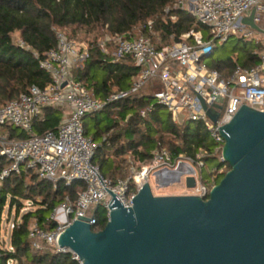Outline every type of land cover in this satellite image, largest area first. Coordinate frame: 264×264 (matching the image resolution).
Wrapping results in <instances>:
<instances>
[{
  "label": "built area",
  "instance_id": "2783aa9c",
  "mask_svg": "<svg viewBox=\"0 0 264 264\" xmlns=\"http://www.w3.org/2000/svg\"><path fill=\"white\" fill-rule=\"evenodd\" d=\"M172 9L187 11L204 31L191 29L162 48L155 46L149 36L134 37L135 27L128 36H112L114 62L129 59L139 69L138 74L131 78L130 89L113 93L106 100L94 97L72 74L87 59L89 49L70 39L64 30L56 29V46L39 60V66L47 73L50 82L44 88L32 85L18 98L0 106V158L5 161L0 167V185L11 174L27 172H34L40 180L54 184L58 181L66 186L75 181L84 183V189L75 201L66 198L53 209L49 217L56 224L53 231L45 232L36 224L29 227L28 239L35 250L42 249L44 245L54 253L71 254L72 259L80 264L73 252L60 248L54 240L74 221L95 227L99 208L105 211L108 220L110 193L120 200L123 207L129 208L135 194L156 171L185 166L187 172L191 167L196 184L194 188L186 189L187 194L204 200L215 186L214 181L208 186L203 184L196 169L203 166L201 158L205 152L199 151L195 159L184 155L174 159L166 149L153 151L148 162L139 161L128 152L129 174L112 184L92 163L98 143L84 134L83 119L86 115L99 112L109 103L125 99L156 82L161 86L152 93L156 103L163 106L179 126L186 122L201 124L216 144L215 151L220 152L222 161L224 139L218 129L227 125L242 106L264 112V0H177ZM252 10L255 11L253 23L261 32L242 23ZM168 11L166 8L164 13L168 14ZM170 19L175 21L176 17L171 16ZM152 24V21L147 22L148 33L153 30ZM231 37L258 45L254 52L258 62L250 68L236 64L223 78L205 60L216 45L225 44ZM14 44L30 49L21 39ZM52 106L67 108L57 130L35 133L33 120L41 116L45 108ZM207 110L218 114L215 123L207 116ZM5 126L21 130L25 137L9 138L3 131ZM131 183L134 191L129 193ZM16 224L10 225L11 231ZM7 250L13 252L11 246Z\"/></svg>",
  "mask_w": 264,
  "mask_h": 264
},
{
  "label": "trees",
  "instance_id": "16d2710c",
  "mask_svg": "<svg viewBox=\"0 0 264 264\" xmlns=\"http://www.w3.org/2000/svg\"><path fill=\"white\" fill-rule=\"evenodd\" d=\"M176 1L0 0V106L18 98L32 85L44 88L50 82L47 73L40 68L39 60L56 46V29L71 30L70 39L81 30L100 35L128 36L136 26H141V33L146 34L147 22L152 21L153 30L160 33L163 42L158 48L171 45L172 39H179L191 29L204 31L187 11L172 9ZM166 8H169L168 14L164 13ZM171 16L176 20L171 21ZM15 32L30 47L29 50L14 44L12 34ZM237 41L242 44L240 53L232 58L213 60L218 45L207 57L211 59L208 66L218 70L223 78L232 72L236 64L250 68L258 62L254 55L258 45L253 41ZM93 43L90 44L87 59L74 71V79L100 100L130 89L131 78L138 74L139 69L129 59L113 62L110 55L104 54ZM154 87L161 86L156 82L149 84L83 119L85 136L98 143L92 163L99 167L102 176L115 184L129 174L128 152L133 158L148 162L152 152L160 149H166L174 159L179 155L195 159L199 151L205 152L200 170L212 167L216 171L223 166L228 172L229 165L219 159L216 144L201 124L186 122L179 126L168 112L164 113L166 109L163 106L152 103L151 89ZM62 110L59 106L45 108L42 115L33 120L34 132L42 134L57 130ZM113 112L116 117L111 116ZM118 117L120 121H117ZM4 130L11 139L25 137L15 127L5 126ZM3 164L5 161L0 158V167ZM222 178L214 179L215 185ZM200 179L204 184L201 176ZM82 189L84 183L81 181H75L70 186L61 181L54 184L40 180L34 172L11 174L6 178L0 185V221L7 201L9 208L15 207L17 212L22 209L24 201H29L35 210L21 215L20 222L9 237L13 252L1 251L0 264L9 261L16 264H78L69 253H52L43 248L35 250L28 239V231L32 221L45 232L53 231L56 224L49 219L53 209L66 198L75 201ZM133 191L131 183L129 193ZM96 219L97 224L92 228L94 232L102 230L107 223L105 211L97 210Z\"/></svg>",
  "mask_w": 264,
  "mask_h": 264
},
{
  "label": "water",
  "instance_id": "95a60500",
  "mask_svg": "<svg viewBox=\"0 0 264 264\" xmlns=\"http://www.w3.org/2000/svg\"><path fill=\"white\" fill-rule=\"evenodd\" d=\"M254 12L242 23L261 32L253 23ZM206 112L215 123L218 114ZM218 130L224 139L222 162L230 170L207 200L154 196L146 182L129 208L110 193L102 230L74 221L56 244L73 252L80 264H264V112L242 106ZM182 169L154 172L155 184L184 178L186 189L194 188V170Z\"/></svg>",
  "mask_w": 264,
  "mask_h": 264
},
{
  "label": "rangeland",
  "instance_id": "374dc122",
  "mask_svg": "<svg viewBox=\"0 0 264 264\" xmlns=\"http://www.w3.org/2000/svg\"><path fill=\"white\" fill-rule=\"evenodd\" d=\"M62 30H64L68 36H70L72 33L71 30H68V29H62ZM141 30H142L141 26H136L135 30H133L132 32L134 34V37H137L140 35L149 36L155 46L163 45L159 32L152 30V32L150 33L147 32L146 34H143L141 33ZM203 33L204 35H206V32H203ZM17 38H18L17 33L12 34V40L14 43L18 40ZM73 40H75L80 45L82 44L83 46H87L88 49L90 47V44L95 42L93 43L94 45H96L101 51L108 53L110 56L114 52L113 37L108 34L100 35L97 32L87 33L84 30H81L77 32L76 37L73 38ZM237 40H238L237 37H233L228 41V43L224 45V47H220L221 45H218V49L214 52L212 59L220 60V59L232 58L236 54L240 53L242 44L238 43ZM210 60H211L210 58H207L205 62L209 63ZM75 70L76 69L73 70V74ZM160 88L161 87L152 88L151 94L153 92L158 91ZM146 91L150 92V89L149 90L147 89ZM152 103H156V101L152 100ZM164 113L166 114L167 110H165ZM143 114L144 112H142V115ZM111 116L116 117L114 112L111 113ZM117 121H120L119 117L117 118ZM196 169H197L199 177L200 176L202 177L204 184L207 186L212 181H214V179L222 178L221 174L227 173L226 168L223 166L218 168L216 171L212 170V167H209V168L207 167L202 170L198 168ZM149 183H150L151 190L154 196L188 195L187 194L188 191L186 190L185 183H184V178H182L181 181L178 183H170L166 186L159 187L158 185L155 184L153 176H150ZM37 200H40V199L37 198ZM22 204H23L22 209H20V211L17 212L15 207L9 208L8 201L6 202V205L2 211V216H1V221H0V251H6L10 246L9 244V237L11 233L10 225L14 222L19 223L21 215L24 214L25 212L30 211V210L31 211L35 210V207L31 206V203L29 201H24ZM99 210L102 211V208H99ZM92 211H93V208L90 210V212ZM32 224H35V222L32 221L30 226ZM42 248L49 250V252L54 253L50 247H46L42 245ZM10 264H16V262H12Z\"/></svg>",
  "mask_w": 264,
  "mask_h": 264
},
{
  "label": "crops",
  "instance_id": "0c3cea01",
  "mask_svg": "<svg viewBox=\"0 0 264 264\" xmlns=\"http://www.w3.org/2000/svg\"><path fill=\"white\" fill-rule=\"evenodd\" d=\"M15 33H17V35H18V38L17 39H20V35H19V33L18 32H15ZM14 34V33H13ZM102 52H104V51H102ZM114 53V52H113ZM113 53L111 54V57H112V61L114 62V57H113ZM104 54H107V55H109L108 53H106V52H104ZM72 74H73V72H72ZM63 110H62V113H63V111L65 110V109H67V108H62ZM62 113H61V117H62Z\"/></svg>",
  "mask_w": 264,
  "mask_h": 264
},
{
  "label": "bare ground",
  "instance_id": "6f19581e",
  "mask_svg": "<svg viewBox=\"0 0 264 264\" xmlns=\"http://www.w3.org/2000/svg\"><path fill=\"white\" fill-rule=\"evenodd\" d=\"M186 168H187V167L184 166L182 170L185 172V169H186Z\"/></svg>",
  "mask_w": 264,
  "mask_h": 264
}]
</instances>
